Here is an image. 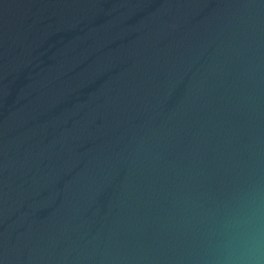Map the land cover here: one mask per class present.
<instances>
[{
  "label": "water",
  "instance_id": "water-1",
  "mask_svg": "<svg viewBox=\"0 0 264 264\" xmlns=\"http://www.w3.org/2000/svg\"><path fill=\"white\" fill-rule=\"evenodd\" d=\"M0 264H264V0H0Z\"/></svg>",
  "mask_w": 264,
  "mask_h": 264
}]
</instances>
